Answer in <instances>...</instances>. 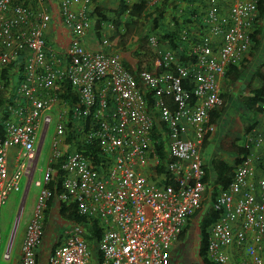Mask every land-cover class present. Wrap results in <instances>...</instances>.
<instances>
[{"label": "built area", "instance_id": "obj_1", "mask_svg": "<svg viewBox=\"0 0 264 264\" xmlns=\"http://www.w3.org/2000/svg\"><path fill=\"white\" fill-rule=\"evenodd\" d=\"M94 1L0 0V119L6 131L0 140V243L2 207L23 175L34 179L53 127L44 177L36 181L41 189L26 227L22 264H39L53 197L75 205L80 217L98 220L102 235L90 246L87 228L67 221L64 240L51 250L48 264H176L182 233L208 206L220 215L208 230V260L264 264V131L246 134L241 147L247 154L236 155L232 180L220 183L211 196L202 157L205 141L216 130L212 112L224 105L219 80L252 47L259 0H203L205 14L192 17L207 32L179 33L187 59L150 36L155 47L151 69L137 72L128 69L108 35L99 38L100 49L84 43ZM74 3L82 9L74 11ZM52 7L71 35L64 51L47 36ZM63 80L77 101L59 95ZM85 145L88 154L80 149ZM11 147L18 166L10 175ZM216 159L223 161L225 155ZM59 178L63 190L57 196L48 185ZM194 255L185 256L186 264L204 263L197 251Z\"/></svg>", "mask_w": 264, "mask_h": 264}, {"label": "crops", "instance_id": "obj_2", "mask_svg": "<svg viewBox=\"0 0 264 264\" xmlns=\"http://www.w3.org/2000/svg\"><path fill=\"white\" fill-rule=\"evenodd\" d=\"M140 0H131L130 2H126L129 5V9L122 15L123 19L118 17L117 10L120 5V0H95L94 4H92V15L91 17V27L89 30L86 31L84 36V43L86 46L94 49H100L99 45V38L101 36L108 35L113 43L115 44L114 50L120 53L121 57L124 60V63L132 72H137L140 69H151L153 59L155 56V47L150 44L149 37L155 36L157 39L159 38V34H162L163 31L172 30L176 28V25L180 28L181 31L187 30L191 33H205L207 32L204 26L201 24L200 21L196 20L192 22H187L189 18V15L193 12L205 14L207 9V3H205L203 0H169L167 2V6L164 9V19L160 21L159 23H155L153 19H150L147 25L144 27V30L142 31H135L134 29L129 30V37L127 40H125V44L121 45L120 42V36H118V33L124 34L127 32L126 25L124 26V22L128 16L129 13L132 10V5L135 3H138ZM163 0H160L156 2L155 5H151L148 3V6L151 8L155 6H162ZM57 7V5H55ZM56 7H52V14L54 15V19L52 20V24L49 27L47 31V36L51 39L52 43L56 46V49L59 51L66 50L67 46L69 45L71 35L69 30L64 26L63 21L61 17L59 16V12L56 9ZM99 9V12H94L95 8ZM51 9V7H50ZM72 9L74 11H80L82 9V5L80 3H74L72 6ZM187 17H184L186 16ZM105 15V20L102 19V17ZM147 16V14H146ZM121 17V16H120ZM104 18V17H103ZM145 18V16H143ZM117 20H121L119 23V26L116 24ZM175 23L174 26L171 25V23ZM187 22V23H186ZM258 24V23H257ZM110 25H113L114 28H111ZM124 26L125 29L122 27ZM150 27L149 31H146V28ZM260 27H264V17L260 19ZM141 28V27H139ZM259 29V27H258ZM260 35V33H259ZM261 41L264 44V32L261 33ZM159 41V39H158ZM162 47L166 48L165 45L161 44ZM168 47V46H167ZM264 46H261V52L263 51ZM256 57L249 58L247 62L244 64V67H246L247 64L250 62H254V59ZM256 64V63H255ZM260 62L256 64V70L254 71V76L251 78L250 84H243V87H240L238 90L234 89V85L236 82L229 81L228 78H222L219 80L220 85L222 87V94L224 95V107L222 109L218 110V115L212 116V120L214 124H217L218 121L222 120V116L224 115L226 104L228 99H232V89L236 91V93H239L240 99L243 101L245 97H247L250 93V90L256 89L261 86V79L259 76H257V70H259ZM243 71V70H242ZM242 75V74H241ZM264 104H261V107L258 108L255 112H252L250 109H248L244 105V110H239V114H236L233 118L235 121V125L233 126L231 130V136L227 139V142L224 143V141L221 142V144L227 148L228 150L235 153V157H229L225 162L230 163L233 165V162L236 160V148L235 146H239L238 144L241 143L243 140L244 134L246 132V128L250 127L253 130H264ZM215 112V111H214ZM217 132V126L215 132L205 141L204 149L207 147V145L213 141L216 137ZM12 157L14 158L15 162L12 166L10 175L17 169L18 166V158L16 155V149L12 151ZM10 157V154H9ZM215 157H213L210 161L204 160V164L206 167H208L209 170H211L213 166V162L215 161ZM9 164L10 160L8 158ZM10 167V166H9ZM259 173H257L256 176H258ZM27 177V185H26V191L24 193L23 202H25L26 197L28 195V187L30 185L29 177ZM251 181L254 180V178L250 179ZM40 181V179L36 180ZM211 179L208 184V189L211 187ZM37 186V189L34 190L32 193V204L31 208L29 209V212L25 215L26 219L24 222V225L22 227H19V217L15 220L14 224H11V227H7V230L3 231L2 229V241L0 244V264H22L21 257H22V243L25 237L26 227L29 221L32 219L34 210L37 204L38 196L40 193V187L35 183ZM24 203H22L20 207V213L19 216L21 217L22 209H23ZM3 208V207H2ZM2 211V210H1ZM211 212L210 207L208 206L205 210H200L198 212V219L192 220V225L189 227H195L205 215H208ZM64 221L59 217L58 213V207L55 206L49 211L47 214V221L45 222L44 227V237L42 240V243L40 247L38 248V263L39 264H48L47 257L50 253V249L53 245H55L58 242H61L63 239L62 237V226L64 225ZM19 225V226H18ZM197 226V230H198ZM201 230V227H200ZM199 239V237H198ZM197 248L194 247L193 252L196 253ZM198 252V251H197ZM8 254L7 257L4 255ZM264 256V241H263V252ZM196 257V255H195ZM194 257V258H195ZM199 260H197L198 263Z\"/></svg>", "mask_w": 264, "mask_h": 264}, {"label": "trees", "instance_id": "obj_3", "mask_svg": "<svg viewBox=\"0 0 264 264\" xmlns=\"http://www.w3.org/2000/svg\"><path fill=\"white\" fill-rule=\"evenodd\" d=\"M169 0H163V5L162 6H155L153 8H151L150 6H148V1L147 0H140L138 3H135L134 5H132V10L129 13L128 18L123 21L124 22V26L126 25V30L127 32L124 34L121 33H116L119 34L118 36H120V42L119 44L124 45L125 44V40L128 39L129 37V30L132 28L135 31H142L144 30V27L147 25V23L149 22L150 19H153V21L155 23H159L160 21H162L164 19V15H163V11L165 9V7L167 6V2ZM129 9V5L126 2V0H120V5L118 10L116 11L118 14V17L123 19L122 15ZM94 12H99V9L96 7ZM147 14V16H146ZM186 16L184 17H187ZM196 14V12H193L189 15V18H193L192 16ZM103 16V15H102ZM121 16V17H120ZM143 16H145V18H143ZM104 17V18H103ZM102 17L103 20H105L106 16L104 15ZM264 17V0H259V6H258V17L256 19V25H255V32L252 35V47L249 50L248 54L246 55V57L243 59L242 62L238 63V64H232L228 67L227 71H226V76L225 78H228L229 81H234L236 82L241 74H242V70L244 67V64L247 62V60L249 58L252 57H256V55H258L261 52V44H262V39H261V33L264 32V27H260V19ZM188 19V17H187ZM121 21V20H120ZM119 20L116 21V24L119 26ZM187 22H192L195 21L197 22L195 19H188L186 20ZM186 22V23H187ZM258 23V24H257ZM179 24V23H178ZM177 24V25H178ZM176 25V28L167 31H163L162 34H159V42L163 45H165L166 47H171L172 49L176 50L179 54V56L181 57V60H186L187 56L186 54L181 50V48H184V45H181V41L179 39V33H180V28ZM124 26L122 27L123 29ZM141 27V28H139ZM259 27V29H258ZM260 33V35H259ZM49 41V40H48ZM264 52V50L262 51ZM126 65V64H125ZM129 69V68H128ZM257 76H259V78L261 79V86L256 88V89H252L250 90V93L247 97H245L243 99V103L244 105L250 109L252 112H255L258 108L261 107V104H264V61L261 63L259 70H257ZM185 87H186V83H185ZM62 91L59 94L60 96H62L63 98H69L72 97L74 99V101L76 100L75 94L72 91V88L70 87V84L67 80H63L62 82ZM222 97H224V95L222 94ZM224 99V98H223ZM73 101V103H74ZM2 100L0 101V106L2 104ZM224 107V105L219 108L222 109ZM216 109L215 112L212 113V116L214 117L215 115H218V110ZM264 113V110H263ZM214 120V118H213ZM253 131V129H251L250 127L246 128V132L244 134L243 140L241 141V143H239V146H235L234 148H236V154L241 156V155H246L247 151L242 148L241 146H243V142L245 140V136L247 133ZM264 131V130H262ZM5 127L3 125L2 120L0 119V140L5 138ZM88 146L89 145H85L84 147H80V149H85L86 153H89L88 150ZM161 148V147H160ZM161 155L163 154V150L160 151ZM61 164V161L59 162ZM234 167L233 165H231L230 163L227 162H223V161H218L215 160L213 162V166H212V172H210V174H215L216 179L212 182V186H213V195L217 192L220 183H224L226 181L230 182L234 176ZM59 175H61V170H59ZM209 179V175L205 178V180L208 181ZM48 188L53 189L56 191L57 196L60 194V192L63 190V185H62V180L61 178L58 179V183H50L48 185ZM58 207V213H59V217L63 220V221H68V222H72V221H76L82 225H84L87 228V241L90 245H94L96 244L100 239H101V235H102V229L99 226V221L96 219H89L87 217H80L79 215H77L76 212V206L73 204H67L64 203L63 201H59L57 197H53L50 199L49 205H48V211H50L54 206ZM203 210V209H202ZM194 219H198V213H196L195 215H193ZM220 218L219 213H215L213 211H211L208 215H205L203 217V219L200 221L199 226L201 227V234L199 236V238H201L200 240V256H203V262L205 264H213L211 263L208 258H207V247H208V229L209 227H211V225L216 222L218 219ZM192 225V221H189L187 226H191ZM181 249H179V252H177V256L175 259V263L176 264H186L185 261V257H184V252ZM95 256L97 258H101V255L95 254Z\"/></svg>", "mask_w": 264, "mask_h": 264}, {"label": "rangeland", "instance_id": "obj_4", "mask_svg": "<svg viewBox=\"0 0 264 264\" xmlns=\"http://www.w3.org/2000/svg\"><path fill=\"white\" fill-rule=\"evenodd\" d=\"M150 27L146 28V31H149ZM261 46H264L262 43ZM264 50V49H263ZM264 61V52H260L257 55V58L254 59V62H250L246 65L245 68H243L242 75L234 85V89L238 90L240 87H243V84H250L251 78L254 76V71L256 70V64L262 63ZM256 63V64H255ZM232 89V99H228L226 104V109L224 112V115L222 116V120L218 121L217 126V132L216 137L213 141H211L207 147L203 150L202 157L206 161H210L213 157H217L219 153H223L225 155V160H227L229 157H235V153L225 148L221 142L224 141V143L227 142V139L231 136V130L233 126L235 125V121L233 120L234 116L236 114H239V110H244V103L240 99L239 93H236V91ZM54 134V128L51 127L49 131V136L46 139L45 147L40 155L38 166L36 173L34 175V179L30 182V185L28 187V195L26 197L25 202H23L24 193L26 191V185H27V177L23 175L21 177L20 181V187L18 190H13L9 194L6 203L4 204L2 211H1V226L3 231L7 230V227H11V224L15 223V220L17 217H19V227H22L24 225L26 214L29 212V209L31 208L32 204V193L35 189H37V186L35 185L36 180L43 179L44 173L47 167V162L50 156V149H51V138ZM15 147L10 148V164H9V173H11L12 166L14 165V158L12 157V151H14ZM24 203L21 217L19 216L20 213V207ZM186 239L188 242V247L186 248V252L184 253V257L187 255L188 258L195 257L193 249L198 241V230L197 225L195 227H191L189 233L187 236L183 237V240ZM186 242V243H187ZM185 261H187L185 259ZM196 262H194L195 264Z\"/></svg>", "mask_w": 264, "mask_h": 264}, {"label": "clouds", "instance_id": "obj_5", "mask_svg": "<svg viewBox=\"0 0 264 264\" xmlns=\"http://www.w3.org/2000/svg\"><path fill=\"white\" fill-rule=\"evenodd\" d=\"M261 64V63H260ZM215 111V110H214ZM213 111V112H214ZM212 112V113H213ZM211 117H212V115H211ZM215 159H216V157H215ZM217 160V159H216ZM218 161H220V160H218ZM222 161V160H221ZM223 162H225V160H223ZM234 167V166H233ZM206 169L208 170V172H207V174H206V177L209 175V179H208V181L207 180H205V182H206V184H207V193H208V196L210 195H213V186H212V182L216 179V176H215V174H213V176H212V174H210V172H212V168H211V170H209L207 167H206ZM205 177V178H206ZM210 179L212 180V182L210 183V188L208 189V184H209V181H210ZM36 183V182H35ZM40 187V186H39ZM41 188V187H40ZM210 198V197H209ZM208 207H203L202 209L203 210H205V209H207ZM201 209V210H202ZM211 209V208H210ZM199 212V211H198ZM197 212V213H198ZM49 213V211L47 210L46 211V218H45V222L47 221V214ZM196 214V213H195ZM194 214V215H195ZM34 215V214H33ZM194 219V217L192 216V218L190 219V221H192ZM45 222H44V227H45ZM67 221H64L63 223L65 224ZM200 223V222H199ZM199 223L197 224V226H199ZM63 227V226H62ZM1 229H2V226H1ZM190 229H191V227H189V226H187L186 227V229L184 230V232L182 233V235H181V237H180V239H179V242L177 243V245H179L178 246V250L179 249H186L188 246V242H187V240L186 239H184L183 240V237H185V236H187L188 235V233H189V231H190ZM209 229H210V227H209ZM208 229V230H209ZM45 231V230H44ZM201 230H200V227L198 228V237L200 236V234H201V232H200ZM45 233V232H44ZM44 233H43V237H44ZM42 240H43V238H42ZM200 240H201V238H199L198 239V241H197V243H196V245H195V248L196 247H198L197 245H198V243H199V249L197 250L198 252L197 253H199V258H200V260L201 261H203V256H200ZM2 241V240H1ZM187 242V243H186ZM1 244V243H0ZM23 244V243H22ZM59 243H56L55 245H53L52 246V248L50 249V250H52L56 245H58ZM90 245V244H89ZM91 246V245H90ZM51 252V251H50ZM264 257V256H263ZM200 262L198 261V264H199ZM201 264H205V263H201Z\"/></svg>", "mask_w": 264, "mask_h": 264}]
</instances>
